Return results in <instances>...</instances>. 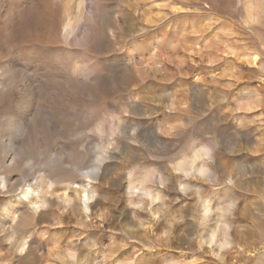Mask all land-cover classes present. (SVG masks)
<instances>
[{
	"label": "rangeland",
	"instance_id": "1",
	"mask_svg": "<svg viewBox=\"0 0 264 264\" xmlns=\"http://www.w3.org/2000/svg\"><path fill=\"white\" fill-rule=\"evenodd\" d=\"M0 264H264V0H0Z\"/></svg>",
	"mask_w": 264,
	"mask_h": 264
},
{
	"label": "bare ground",
	"instance_id": "2",
	"mask_svg": "<svg viewBox=\"0 0 264 264\" xmlns=\"http://www.w3.org/2000/svg\"><path fill=\"white\" fill-rule=\"evenodd\" d=\"M27 191H28V189H26L25 192H27ZM84 197H85L86 201H89L90 198L88 197V195H85ZM68 200H69V199H68ZM67 202H69V201H67ZM32 205L34 206L35 210H37V209H39V208H41V207H44V206L46 205V202H39V201H36V202L33 203ZM41 213H42V214H40V216H39V219H40V220H41V219L43 218V216H44V212L41 211ZM23 245H25V243H23Z\"/></svg>",
	"mask_w": 264,
	"mask_h": 264
}]
</instances>
